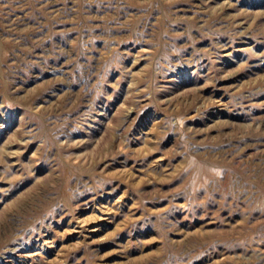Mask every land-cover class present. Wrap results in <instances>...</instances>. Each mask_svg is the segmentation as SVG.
I'll use <instances>...</instances> for the list:
<instances>
[{
  "label": "rangeland",
  "instance_id": "1",
  "mask_svg": "<svg viewBox=\"0 0 264 264\" xmlns=\"http://www.w3.org/2000/svg\"><path fill=\"white\" fill-rule=\"evenodd\" d=\"M0 264H264V0H0Z\"/></svg>",
  "mask_w": 264,
  "mask_h": 264
}]
</instances>
